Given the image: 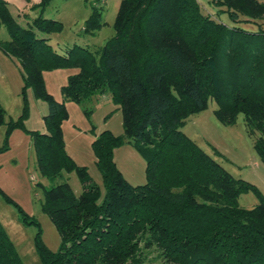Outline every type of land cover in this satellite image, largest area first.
<instances>
[{"label": "trees", "instance_id": "obj_1", "mask_svg": "<svg viewBox=\"0 0 264 264\" xmlns=\"http://www.w3.org/2000/svg\"><path fill=\"white\" fill-rule=\"evenodd\" d=\"M27 1L38 14L22 27L0 0V25L8 35L0 50L18 61L22 91L29 88L47 105L44 130L29 132L40 175L53 180L74 171L81 188L74 195L66 181L42 187L40 209L59 245L49 251L36 233L41 264H144L139 244L154 247L169 264H264V195L232 177L181 130L212 100L220 124L232 125L242 115L264 164V2L207 0L215 8L211 15L198 0H119L113 33L101 46L72 44L57 53L48 37L36 34L60 30L59 21L42 16L50 0ZM101 1L89 3L84 33L104 24ZM57 68L76 69L60 86L64 99L80 103L107 93L120 111L122 133L102 130L90 142L102 193L64 149L67 111L47 93L42 77ZM26 115L23 97L6 132L21 127ZM124 142H132L143 159L141 184L126 181L113 160ZM247 191L257 202L244 208L237 199ZM16 208L21 222L37 223ZM0 264H21L1 225Z\"/></svg>", "mask_w": 264, "mask_h": 264}, {"label": "rangeland", "instance_id": "obj_2", "mask_svg": "<svg viewBox=\"0 0 264 264\" xmlns=\"http://www.w3.org/2000/svg\"><path fill=\"white\" fill-rule=\"evenodd\" d=\"M5 1L15 22L22 27H26L31 18L38 14L37 9L30 8L27 0ZM91 2L93 0H50L44 7L42 16L59 21L60 30L50 34L36 32L37 36L48 37V44L57 53H63L64 48L72 44L95 50L113 33L112 22L119 0H102L97 4L101 8L100 18L104 24L94 34H88L83 32L82 26L90 13ZM198 2L208 14L213 15L215 8L207 4V0ZM219 20L228 22L225 15H221ZM259 22L264 25V17ZM243 27L247 30L255 28L251 24ZM7 39V32L0 25V40ZM75 71V68L45 70L42 71V77L47 93L55 100L62 101L67 111V118L61 123L66 153L75 164L85 167L102 193L90 142L102 130L120 135L121 114L107 93L94 95L80 103L64 99L60 94V86L65 83L66 76ZM22 85L18 61L7 57L0 50V225L12 242L21 264H41L34 246L36 233L49 251H56L59 245L55 228L40 209L42 187L66 181L74 195H78L81 188L74 171L63 173V178L53 180L40 175L29 132L44 130L42 116L47 112V105L34 98L29 88L23 92ZM23 97L27 103V115L22 119V126L6 132L9 120H16L21 112ZM214 108L215 103L208 100L205 109L185 119L181 130L232 177L251 183L264 195V164L252 148V137L245 131L242 115H237L234 124L222 125L212 114ZM112 157L126 181L132 185L144 182V162L132 142H124L116 147ZM5 197L10 201H6ZM237 201L244 208L252 207L257 202L251 191L241 193ZM16 207L37 223L21 222ZM139 247L144 264H169L163 263L154 247L145 248L140 244Z\"/></svg>", "mask_w": 264, "mask_h": 264}, {"label": "crops", "instance_id": "obj_3", "mask_svg": "<svg viewBox=\"0 0 264 264\" xmlns=\"http://www.w3.org/2000/svg\"><path fill=\"white\" fill-rule=\"evenodd\" d=\"M115 162V161H114ZM116 164V163H115Z\"/></svg>", "mask_w": 264, "mask_h": 264}]
</instances>
